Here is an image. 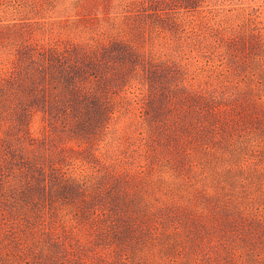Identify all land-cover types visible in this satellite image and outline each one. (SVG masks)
I'll use <instances>...</instances> for the list:
<instances>
[{
    "label": "rangeland",
    "instance_id": "obj_1",
    "mask_svg": "<svg viewBox=\"0 0 264 264\" xmlns=\"http://www.w3.org/2000/svg\"><path fill=\"white\" fill-rule=\"evenodd\" d=\"M18 1L25 0H0V25H25L36 38L66 44L94 41L101 57L87 70L100 86L128 84L118 103L105 86L76 96L64 82L47 96L34 93L39 99L21 88L0 101V162L12 190L35 191L40 169L58 167L98 185L108 172L143 170L160 194L162 207L145 222L159 226L158 235L135 243L101 237L67 215L66 227L50 223L73 264H264V105L253 102L264 94V70L254 60L262 52L264 0H31L24 9ZM14 43L1 42L0 61L16 64ZM249 71L257 75L252 89ZM182 82L190 90L176 88ZM143 86L146 105L136 98ZM164 102L183 128L158 120L150 129L143 106L162 120ZM13 195L9 207L24 203Z\"/></svg>",
    "mask_w": 264,
    "mask_h": 264
},
{
    "label": "trees",
    "instance_id": "obj_2",
    "mask_svg": "<svg viewBox=\"0 0 264 264\" xmlns=\"http://www.w3.org/2000/svg\"><path fill=\"white\" fill-rule=\"evenodd\" d=\"M28 1L31 0L18 2L24 9L26 5H29ZM135 1L137 3L140 0H131V2ZM204 1L198 0L199 6ZM145 11L146 14L151 13V10L146 9ZM174 20L176 23H183L178 16ZM192 28L194 27L192 26ZM259 37L262 52L255 54L254 60L261 64L264 70V31ZM10 38L15 42L11 47H14L18 53L16 64L10 63L9 56L0 61L1 102L13 98L21 88L33 94L46 93L47 96L50 89H59L63 82L66 84L64 86L76 96L99 94L97 89L103 81L98 74L89 72L86 65L89 60H97V62L100 60L101 55L96 50L94 41L78 40L66 44L60 39H50L47 36L36 38L33 31H30L25 25H0V45L1 42ZM20 39L23 40L20 41ZM100 40H103V37ZM117 43L125 45L123 40H119ZM107 48L108 46H104V50ZM18 62L24 66V69L19 72ZM7 69L8 71L12 69L9 73H13V75L4 74L8 72ZM32 69L38 70V73L33 75L34 78L31 76ZM14 70L15 72H13ZM120 71L124 74L126 71L124 66L123 70L120 68ZM249 73L245 81L250 82V89H252L253 84L254 86L258 85L255 81L257 75L255 72L249 71ZM47 77L51 78L50 84L45 80ZM27 80L32 84H29ZM110 81L115 83V80ZM116 81L119 80L116 79ZM125 85L107 84L100 88L104 87V95L109 101L118 103V98H121L120 94L125 90L123 88ZM144 85H147V82ZM234 85L236 89L244 88L241 80H235ZM176 88L190 90L184 82L178 84ZM141 89L142 91L136 98L141 100L144 98L142 101L144 104L146 101L142 96H146L147 92L145 93V91L148 90H146V86ZM35 94L33 98L39 99V96ZM253 102L256 106L264 105V94L253 96ZM221 107L223 106L218 109ZM170 108L172 107L167 106L164 102L157 109V115H164L162 120H152V112H147L143 106V118L146 123L148 122L152 131L156 122L159 121L163 126H173L174 124L183 128L180 119L170 113ZM167 117H172V119L168 120ZM148 134L147 137L153 136L149 132ZM143 176V170L108 172L106 178L101 180L102 182L98 185L97 181L94 183V178L86 180L62 168L52 167L50 170L42 168L39 173L38 189L32 191L33 186H31L30 193L21 196L12 190L15 186L5 176L4 165L0 162V264H73V259L67 256L66 239L55 232L56 225L63 227L68 225L67 219L61 217L65 215L71 216L79 224L85 222L93 224L95 232L101 237L108 239L118 237L125 244L132 238L143 235L157 236L160 227L156 224L150 226L147 224L149 222H145L149 212L162 207L157 206L161 200L156 195L160 194L157 186L147 182ZM204 191L205 195L211 193L207 190ZM13 194L25 197L21 199L24 202L21 205L25 208L31 204L30 209L24 212L25 209H19L21 205H10L9 207L5 202L10 201L12 197L16 199L17 197ZM27 195L33 196V198L28 200ZM77 198H80L78 206L74 203ZM33 200L34 203H31ZM12 207L13 209L8 211ZM50 223H53L55 227ZM24 227H26L25 230ZM63 239L65 241H62ZM132 243L135 241L132 240ZM125 260L129 262L131 259L126 257Z\"/></svg>",
    "mask_w": 264,
    "mask_h": 264
}]
</instances>
